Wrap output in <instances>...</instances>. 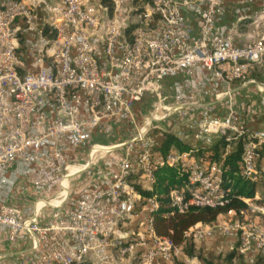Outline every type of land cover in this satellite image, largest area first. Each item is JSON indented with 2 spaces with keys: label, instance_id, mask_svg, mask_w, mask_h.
Returning <instances> with one entry per match:
<instances>
[{
  "label": "built area",
  "instance_id": "2783aa9c",
  "mask_svg": "<svg viewBox=\"0 0 264 264\" xmlns=\"http://www.w3.org/2000/svg\"><path fill=\"white\" fill-rule=\"evenodd\" d=\"M262 75L264 0H0V264H201L186 248L214 240L215 264H264V128L237 101L264 105ZM119 125L120 153L72 166ZM165 132L193 148L164 153ZM219 141L218 159L198 155ZM163 166L187 177L165 215L245 207L175 244L153 226Z\"/></svg>",
  "mask_w": 264,
  "mask_h": 264
},
{
  "label": "trees",
  "instance_id": "16d2710c",
  "mask_svg": "<svg viewBox=\"0 0 264 264\" xmlns=\"http://www.w3.org/2000/svg\"><path fill=\"white\" fill-rule=\"evenodd\" d=\"M162 151L167 153L172 147L180 151H190L193 148L191 143L180 140L177 136L165 132L162 137ZM223 147V141H219L215 145L208 148H200L198 155L205 160L218 159ZM241 157V150L234 152L230 157L229 162L232 166V172L238 169V161ZM157 183L155 191L164 195L161 198V206L158 210L152 213L153 226L159 235L168 236L175 244H181L185 239V233L197 223L214 224L218 222L222 215L230 209L241 210L245 204L241 201H235L230 206L223 208H191L183 213H174L165 215L171 209L168 206L169 198L167 195L173 188L185 186L187 177L180 174L177 168L163 166L156 171ZM255 184L236 180L235 188L243 194L252 195L254 193ZM136 188L144 196H150L154 192L142 189L140 185ZM190 255H193V250L186 248Z\"/></svg>",
  "mask_w": 264,
  "mask_h": 264
},
{
  "label": "rangeland",
  "instance_id": "374dc122",
  "mask_svg": "<svg viewBox=\"0 0 264 264\" xmlns=\"http://www.w3.org/2000/svg\"><path fill=\"white\" fill-rule=\"evenodd\" d=\"M262 80L264 79V75L260 77ZM157 101L156 97H146L142 99L140 106L137 107L135 115L138 121L143 120L144 116L148 114L149 110L153 108V104ZM169 101V98L166 97V102ZM133 134V127L127 125H119L115 128L112 134L109 135H97L95 136L87 146L84 148L79 149L78 153L76 154V159L73 161L72 166L75 168H79L81 163L88 162L85 159L86 152L89 151L93 145L99 144L102 147L110 148L114 146V149H110L105 153L95 154L92 160H95L99 163H103L107 159L116 156V154L120 153L121 151V143L125 141V139L129 138ZM74 185H79L76 183ZM140 218L134 220V227H138V223L140 222ZM219 243L214 241H205L200 245L194 247L193 244L188 245L189 250H193V255L199 259L201 264H215L221 263L224 259L223 252H220L218 248ZM183 264V263H181Z\"/></svg>",
  "mask_w": 264,
  "mask_h": 264
},
{
  "label": "crops",
  "instance_id": "0c3cea01",
  "mask_svg": "<svg viewBox=\"0 0 264 264\" xmlns=\"http://www.w3.org/2000/svg\"><path fill=\"white\" fill-rule=\"evenodd\" d=\"M238 107L245 111L248 122L256 128H264V105L257 91L246 90L238 93ZM140 104V103H139ZM136 106V109L138 106Z\"/></svg>",
  "mask_w": 264,
  "mask_h": 264
},
{
  "label": "bare ground",
  "instance_id": "6f19581e",
  "mask_svg": "<svg viewBox=\"0 0 264 264\" xmlns=\"http://www.w3.org/2000/svg\"><path fill=\"white\" fill-rule=\"evenodd\" d=\"M108 150V148L107 147H95L94 149H90L89 151H87V153H86V160H89L90 158H92L93 157V155H95L96 153H98V154H101V153H104V152H106ZM86 166V165H85Z\"/></svg>",
  "mask_w": 264,
  "mask_h": 264
}]
</instances>
